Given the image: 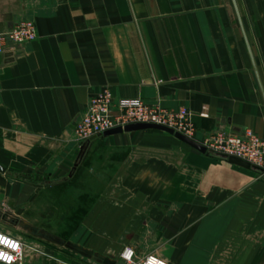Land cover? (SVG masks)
<instances>
[{
	"label": "crops",
	"instance_id": "crops-1",
	"mask_svg": "<svg viewBox=\"0 0 264 264\" xmlns=\"http://www.w3.org/2000/svg\"><path fill=\"white\" fill-rule=\"evenodd\" d=\"M235 2L243 27L232 0H0V33L24 20L38 32L0 55V208L18 218L42 191L34 177L71 174L75 123L105 88L187 110L197 141L248 129L264 139V0ZM103 149L119 179L93 203V244L57 235L73 251L42 264H125L126 248L168 264H264V173L158 130L97 137L76 171Z\"/></svg>",
	"mask_w": 264,
	"mask_h": 264
},
{
	"label": "built area",
	"instance_id": "built-area-1",
	"mask_svg": "<svg viewBox=\"0 0 264 264\" xmlns=\"http://www.w3.org/2000/svg\"><path fill=\"white\" fill-rule=\"evenodd\" d=\"M37 37L35 22L21 21L8 31L0 33V55L10 45L32 42ZM201 116L206 118L208 114L204 110ZM136 123L163 125L196 140V128L187 110H166L149 105L139 98L116 99L109 88L91 97L85 113L75 123L74 133L82 147L94 136L101 135L110 129ZM198 142L211 154L238 157L264 170V139L251 129L242 134L218 131L206 135L202 141ZM24 249L23 240L0 231V263L20 264L24 257ZM121 259L125 264H161V262L168 264L154 255L139 259L135 250L131 248H126L122 252Z\"/></svg>",
	"mask_w": 264,
	"mask_h": 264
},
{
	"label": "rangeland",
	"instance_id": "rangeland-1",
	"mask_svg": "<svg viewBox=\"0 0 264 264\" xmlns=\"http://www.w3.org/2000/svg\"><path fill=\"white\" fill-rule=\"evenodd\" d=\"M211 155L216 157V154ZM116 156L117 154L104 149L93 152L83 161L85 163L83 171L80 174L76 171L72 179L68 175L33 178L32 182L41 187L42 191L40 190L41 192L34 197L32 205L22 209L23 213L18 218L8 216L2 219L0 217V231L21 239L25 243L24 257L20 264H42L48 251H73L66 247L67 244L63 240L60 243L32 233L21 223L20 218H26L32 223L30 225L38 229H46L50 236L55 238L60 236L80 247H91L94 232L88 223V216L94 210V201L103 198L108 186L119 179L113 170L120 167L116 165L114 159ZM103 169H112V171L105 173ZM94 171H98L99 174H95ZM57 183L61 185L54 186Z\"/></svg>",
	"mask_w": 264,
	"mask_h": 264
},
{
	"label": "water",
	"instance_id": "water-1",
	"mask_svg": "<svg viewBox=\"0 0 264 264\" xmlns=\"http://www.w3.org/2000/svg\"><path fill=\"white\" fill-rule=\"evenodd\" d=\"M232 1H233L234 6H235L237 17H238V20L240 22V25H241V27H243L242 20H241L236 2H235V0H232ZM244 37H245V41H246L249 53L251 55V49L249 46L247 36L245 35V32H244ZM253 66H254L255 71H257L256 64L254 61H253ZM258 81L260 83V87H261L262 93L264 95V90H263V87H262V84H261L259 77H258ZM144 130H158V131H163V132L169 133V134L175 136L180 141L189 145L193 149L199 151L200 153L205 154V155H211V153L208 151V149L204 145H202L200 142H198V141H196V140H194V139H192V138H190V137H188V136H186L180 132H176L172 128H169V127H166L163 125H159V124L136 123V124L127 125L125 127H118V128L110 129L101 135L94 136V137L90 138L87 141V143L81 147L80 155H79V157H78V159H77V161L73 167V171L71 172L69 177L71 178L73 176L74 172L76 171L85 148L89 145V143L91 141L95 140L97 137H109V136H114V135H121L123 133H130V132H134V131H144ZM216 157L221 158V159L227 161L228 163H230L232 165H236V166L244 168L246 170L254 171L257 173H264V170L262 168H260L256 165H253L250 162L243 160L241 158L234 157V156H227V155H216ZM0 171L4 172V169L2 167H0ZM0 217L2 219H6L8 217V214L5 213L1 208H0ZM21 223H23L25 226H27L28 229L32 233L40 235V237H44V238L46 237L48 239L55 240V241L60 242V243L63 242L59 237L55 238L53 236H50L49 233H47V231H45L44 229H38V228H36V227H34V226H32V225H30V224H28L22 220H21Z\"/></svg>",
	"mask_w": 264,
	"mask_h": 264
},
{
	"label": "clouds",
	"instance_id": "clouds-1",
	"mask_svg": "<svg viewBox=\"0 0 264 264\" xmlns=\"http://www.w3.org/2000/svg\"><path fill=\"white\" fill-rule=\"evenodd\" d=\"M161 264H162V262H161Z\"/></svg>",
	"mask_w": 264,
	"mask_h": 264
}]
</instances>
